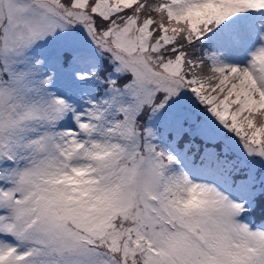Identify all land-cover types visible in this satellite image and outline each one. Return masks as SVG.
Wrapping results in <instances>:
<instances>
[{"label": "snow or ice", "instance_id": "6c2138e0", "mask_svg": "<svg viewBox=\"0 0 264 264\" xmlns=\"http://www.w3.org/2000/svg\"><path fill=\"white\" fill-rule=\"evenodd\" d=\"M0 264H264V0H0Z\"/></svg>", "mask_w": 264, "mask_h": 264}]
</instances>
